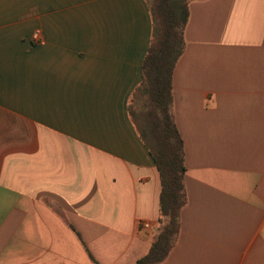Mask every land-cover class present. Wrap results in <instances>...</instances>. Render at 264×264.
Segmentation results:
<instances>
[{"label": "crops", "instance_id": "obj_1", "mask_svg": "<svg viewBox=\"0 0 264 264\" xmlns=\"http://www.w3.org/2000/svg\"><path fill=\"white\" fill-rule=\"evenodd\" d=\"M188 8L173 76L188 203L162 264H264V0ZM151 35L145 0H0V264L149 252L161 178L130 109Z\"/></svg>", "mask_w": 264, "mask_h": 264}, {"label": "trees", "instance_id": "obj_2", "mask_svg": "<svg viewBox=\"0 0 264 264\" xmlns=\"http://www.w3.org/2000/svg\"><path fill=\"white\" fill-rule=\"evenodd\" d=\"M145 1L152 35L142 64V82L131 98L134 106L141 99L144 109L136 112L132 108L130 113L142 121L141 138L160 172V228L149 252L136 264H162L179 238L180 214L188 203L184 140L173 107V76L186 47L190 0Z\"/></svg>", "mask_w": 264, "mask_h": 264}, {"label": "rangeland", "instance_id": "obj_3", "mask_svg": "<svg viewBox=\"0 0 264 264\" xmlns=\"http://www.w3.org/2000/svg\"><path fill=\"white\" fill-rule=\"evenodd\" d=\"M143 101L139 99L135 105L136 112H141L142 109H144V105L142 104ZM142 129V127H140Z\"/></svg>", "mask_w": 264, "mask_h": 264}, {"label": "built area", "instance_id": "obj_4", "mask_svg": "<svg viewBox=\"0 0 264 264\" xmlns=\"http://www.w3.org/2000/svg\"><path fill=\"white\" fill-rule=\"evenodd\" d=\"M143 226H144L145 228H149V227H150V225H149L148 223H144Z\"/></svg>", "mask_w": 264, "mask_h": 264}]
</instances>
